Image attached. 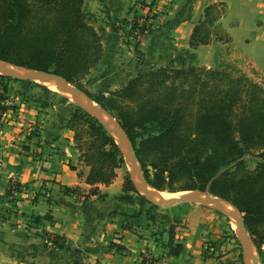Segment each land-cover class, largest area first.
<instances>
[{"label": "crops", "instance_id": "1", "mask_svg": "<svg viewBox=\"0 0 264 264\" xmlns=\"http://www.w3.org/2000/svg\"><path fill=\"white\" fill-rule=\"evenodd\" d=\"M213 2L224 3L225 12L216 20L215 28L223 27L230 39L219 38L213 30L209 42L192 46L193 30L204 18L205 7ZM86 6L92 24L107 37L104 63L111 65L106 77L112 87L139 71L166 65L187 49L196 52L200 66L211 68L218 63V51L224 48L233 59H246L248 67L244 69L256 80L264 76V0H86ZM148 8L158 12L151 19L153 28L134 48L124 42L126 33L108 28ZM239 35L243 45L237 47ZM136 47L143 54L141 59ZM34 123L40 126L39 135L32 134ZM36 150L41 154L36 156ZM84 150L75 139V130L48 108L29 107L21 101L3 114L0 264H67L74 258L89 264H146L142 257L147 251L164 254L171 264L200 257L209 233L207 209L201 205L188 209L186 225L176 228L175 240L183 243V250L172 255L167 245L168 225L160 227L164 232L162 242L158 241L157 226L145 215L149 205L135 195L132 200L122 197L120 167L110 183L87 182L90 165ZM13 180L22 190L7 194ZM94 186L99 192L91 191ZM38 191L41 194L36 196ZM36 215L40 219L36 220ZM128 223L130 227L125 225ZM41 230L64 236L66 246H51Z\"/></svg>", "mask_w": 264, "mask_h": 264}, {"label": "trees", "instance_id": "2", "mask_svg": "<svg viewBox=\"0 0 264 264\" xmlns=\"http://www.w3.org/2000/svg\"><path fill=\"white\" fill-rule=\"evenodd\" d=\"M85 1L0 0V59L27 68L54 69L70 81L79 72H89L103 59L104 47L98 31L87 20ZM224 12L222 2L205 7L204 18L193 30L192 46L211 40L215 22ZM137 16H133L135 27ZM35 27L39 32L28 38L27 33ZM220 34L219 38L230 39L228 33ZM196 60V52L187 49L166 65L131 76L116 92L130 102L117 106L121 125L134 145L135 137H140L136 153L142 164V154L158 155L152 161L153 175L146 176L153 187L199 189L230 200L243 214L254 243L262 248L264 162L238 177L231 176L230 169L225 167L229 161L252 151L264 159V85L246 74L231 76L226 70L200 67ZM206 74L211 78L204 77ZM93 98L105 105L103 95L94 94ZM2 100L0 93L1 110L7 107ZM190 101L195 105L194 110ZM85 115L88 122L84 120L81 124L83 115L75 111L68 119V126L75 130L78 145L85 149L83 156L90 165L87 182L110 183L117 175V168L125 164V155L106 127L96 118L89 121L87 111ZM1 117L2 112L0 123ZM188 123L192 125L190 133L184 130ZM207 147L211 151L206 155ZM20 188L17 182L16 189ZM91 191L99 192L98 186ZM123 191L122 197L127 200L134 198L132 191L138 192L129 173L124 178ZM12 192L13 187L9 186L7 194ZM149 209L147 216L153 220ZM45 216L51 218L50 214ZM125 225L130 227L129 223ZM178 225L176 221L169 222L167 245L172 255H179L184 247L175 240ZM47 234L55 247L66 246L64 236ZM142 262H146L144 256ZM67 264L89 263L74 258Z\"/></svg>", "mask_w": 264, "mask_h": 264}, {"label": "rangeland", "instance_id": "3", "mask_svg": "<svg viewBox=\"0 0 264 264\" xmlns=\"http://www.w3.org/2000/svg\"><path fill=\"white\" fill-rule=\"evenodd\" d=\"M84 10L86 12V17L88 22L92 24V15L89 9L86 6V1L84 3ZM149 9V8H148ZM158 13L156 10L151 9V11L143 12L139 15H148V17H154L155 14ZM137 16V17H138ZM129 22L123 23L122 20H120L119 23H115L113 27H108L109 29L115 30L116 32H122L125 36L123 38L124 42L127 44H131L132 48L138 45V42L141 38H138L134 32V29L136 28L133 26V18L129 19ZM151 22V30L153 28L152 20ZM92 26H94L92 24ZM95 27V26H94ZM107 29V28H106ZM97 30V29H96ZM150 30V31H151ZM215 30L218 34L220 33H226L223 27H220L219 25L216 26ZM98 31V30H97ZM39 32L38 27H35L34 30L27 33L28 38H33L36 33ZM101 42L104 47V57L100 61V63L90 69L87 73H78L77 78L73 81H70L73 85L80 87L83 89L88 96L96 102L98 106H100L102 109L100 111L106 116V117H112L114 120L121 124L119 116H118V105H124L129 104V101H125L119 96L116 95V92L118 91V88H121L125 82L130 78L128 77L124 83H122L119 86L112 87V84L109 82V80L106 77V74L109 72L111 65L105 64L104 59L107 57V48L106 46V40L107 37L103 35V33H100L98 31ZM150 33V32H149ZM244 33V32H242ZM147 35V34H146ZM242 35H239V39L237 40V47H240L243 45V42L241 41ZM224 39H226L224 37ZM227 40V39H226ZM138 59L143 57V54L140 52V50L136 47L135 48ZM182 52V51H181ZM219 52L218 56V63H216V66L212 68H217L223 71H227L231 76H237L246 74L252 79L256 80L255 77L251 74H249L248 70L244 69L248 67V64H246V59H236L232 58L228 53H226V49L222 48ZM243 52V51H242ZM8 62V61H7ZM15 66L14 63L9 62ZM196 64L198 62L196 61ZM18 66V65H16ZM23 68V66H20ZM201 67V66H200ZM27 68V67H24ZM54 70V69H49ZM136 74V73H135ZM133 76V75H132ZM210 75L206 74L204 77H209ZM67 78V77H66ZM264 76H262V79H258L257 81L264 85ZM227 79H223V83H226ZM213 82V81H212ZM64 89V88H63ZM65 90V91H64ZM63 91L53 89L49 87L46 84V81H36V80H20L16 79L14 77L8 76L6 74L0 73V93L3 95V103L7 106L6 109L1 110L3 114L8 110L10 107H18V103L21 101L26 102V105L29 107H44L48 108V111L52 112L55 115L61 116L65 119L66 124L69 122V118L72 117L73 113L75 111H80V113L84 116H82V122L81 124H84L86 119L85 111L86 108L84 107V97L83 95H74L72 92L64 89ZM69 93V94H68ZM98 95H103L105 97V105L96 101L93 97ZM190 107L192 110L195 109V105H193L192 101L189 102ZM134 106L135 104L132 103ZM88 112V111H87ZM89 113V112H88ZM90 114V113H89ZM89 121H94L95 116L92 114L87 115ZM97 119V118H96ZM85 120V121H84ZM99 120V119H98ZM88 122V120H87ZM34 128H32V134L39 135V125L34 123ZM85 127L84 125L82 126ZM185 132L190 133L192 130V125L188 123L184 127ZM111 133V132H110ZM112 134V133H111ZM115 137V136H114ZM116 138V137H115ZM117 143L120 145V141L118 138H116ZM36 145L41 146L42 144L40 142H37ZM135 149L140 148V137H135ZM122 149V147H121ZM124 155H125V164L119 168V173L121 177L125 178V176L129 173L131 175V178L133 179L136 188L138 189V192L132 191V194L136 196L138 200L145 201L149 207L151 204H154L149 209V214L156 217H153V220H151L158 229L155 232V235L157 234L158 241L162 242V236H160L164 230L160 229V227H164V223H166L169 227V222L176 221L181 226H185L186 223V212L188 209L193 205H201L204 209H207L209 211V214L207 216L208 219V235L206 239L204 240V245L202 248V251L200 253L199 258L190 259L189 257L187 262H183V264H264V245L262 248H259L254 243L252 236L250 232L248 231L247 236H245L242 233V230L239 225H237L236 218L234 211L233 212H226L221 207H217L215 205H208L203 202H185V203H179L172 206H165L158 203V200L147 191V189L142 186L135 175L132 173V163L128 157L127 150L124 151L122 149ZM210 148L207 147L204 149V152L210 153ZM34 154L36 156L40 155L41 153L39 150L34 151ZM158 155L156 153H150V154H142V158L144 160V164H142L143 173L145 176L149 173L150 176L153 175L154 167L152 166L153 160L156 159ZM240 160V163H238ZM264 159L260 158L258 156L257 151H252L245 153L242 157L235 158L234 160H231L228 162V165L225 167L227 169H230L231 176L238 177L248 171L254 170L257 166H259L260 163H263ZM142 163V162H141ZM224 169V168H223ZM11 183V182H10ZM155 188V187H154ZM22 190V189H20ZM48 189H45L43 193L45 194ZM156 192H161L164 196H175L180 194H205V195H215L213 193H210L208 191H202L199 189H186V190H172L170 188L166 189H157L155 188ZM13 194V192H12ZM36 196L41 194V192H35ZM167 194V195H166ZM170 194V195H169ZM147 215V213L145 214ZM241 218L243 219V214L240 212ZM148 218V217H147ZM182 228H180L181 230ZM36 233V232H35ZM44 239H48V234L45 231H40ZM50 242V240H48ZM48 244V243H46ZM51 246H54L53 243L50 244ZM251 247V249L254 252V255L256 257L255 259L252 258L250 253H248L247 248ZM146 258V264H171L167 261V259H164V254H157L152 251H147L144 255ZM191 260V261H190ZM69 262V261H68ZM41 264V263H40Z\"/></svg>", "mask_w": 264, "mask_h": 264}, {"label": "water", "instance_id": "4", "mask_svg": "<svg viewBox=\"0 0 264 264\" xmlns=\"http://www.w3.org/2000/svg\"><path fill=\"white\" fill-rule=\"evenodd\" d=\"M0 73L20 80L52 81L60 87L72 92L76 96L83 95L85 102L84 107L86 108V110L97 119H99V121L106 127V129L126 146L128 157L133 166L132 173L135 175L139 183L144 186L147 191L158 200L159 204L172 206L185 202H203L208 205H215L217 207H225L226 205H231L235 214L237 225L240 226L242 233L247 236L248 230L241 218L240 210L228 199L222 198L218 195L180 194L175 196H164L157 193L155 188L149 183L143 173L142 163L136 153L134 143L127 130L121 124L117 123L114 118L106 117L100 111V109L102 108L98 106L96 102H94L83 89L73 85L64 75L49 69L22 68L20 66H14L13 64L3 59H0ZM247 251L248 253H250L252 258L255 259L254 261L256 262V257L251 247H248Z\"/></svg>", "mask_w": 264, "mask_h": 264}, {"label": "built area", "instance_id": "5", "mask_svg": "<svg viewBox=\"0 0 264 264\" xmlns=\"http://www.w3.org/2000/svg\"><path fill=\"white\" fill-rule=\"evenodd\" d=\"M148 11H151V8L148 9ZM151 17H148V15H139L136 19V28L134 29V32L138 38H142L146 34H148L151 30ZM10 186L13 187V192L16 189L17 181L13 180L10 183Z\"/></svg>", "mask_w": 264, "mask_h": 264}, {"label": "bare ground", "instance_id": "6", "mask_svg": "<svg viewBox=\"0 0 264 264\" xmlns=\"http://www.w3.org/2000/svg\"><path fill=\"white\" fill-rule=\"evenodd\" d=\"M46 84L49 86V87H51V88H53V89H57V90H64L62 87H60L59 85H57L56 83H54V82H52V81H46ZM65 91V90H64ZM69 94V93H68ZM120 145H121V147H122V149L124 150V151H126V146L123 144V143H121L120 142ZM157 193H159V194H161V192H157ZM163 194H165V193H163ZM163 194H161V195H163ZM167 195V194H166ZM170 195V194H169ZM221 209H223L224 211H228V212H233L232 210H233V208H232V206L231 205H226L225 207H221Z\"/></svg>", "mask_w": 264, "mask_h": 264}]
</instances>
